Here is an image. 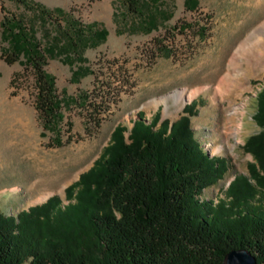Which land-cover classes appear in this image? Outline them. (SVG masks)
I'll return each mask as SVG.
<instances>
[{"label":"rangeland","instance_id":"374dc122","mask_svg":"<svg viewBox=\"0 0 264 264\" xmlns=\"http://www.w3.org/2000/svg\"><path fill=\"white\" fill-rule=\"evenodd\" d=\"M4 1L7 11L34 28L43 44L60 37L59 45L65 43L62 31L71 22L108 31L99 45L80 55L49 57L46 64L68 100L64 121L72 123L71 142L62 146H53L52 134L44 133L32 75L22 62L4 59L0 35V209L6 215L17 216L54 195L62 204L70 203L66 189L93 166L119 124L131 128L139 112L150 121L158 111L161 120L173 124L189 104L194 106L190 118L196 138L210 156L225 163L200 199L229 204V187L238 178L255 183L250 166L256 159L244 146L264 130L255 119L264 89V59L246 71L245 63L236 64L232 57L264 21V0H197L193 10L186 0H145L143 15L122 0H33L52 14L37 5ZM3 15L0 3V33ZM152 17L158 26L148 32L146 22ZM81 65L90 72L75 81L73 72ZM17 73L25 76L13 82ZM227 78L228 92L222 97L218 87ZM94 103L101 107L99 114ZM62 132L65 142L69 132ZM250 202L264 207V189L258 188Z\"/></svg>","mask_w":264,"mask_h":264},{"label":"trees","instance_id":"16d2710c","mask_svg":"<svg viewBox=\"0 0 264 264\" xmlns=\"http://www.w3.org/2000/svg\"><path fill=\"white\" fill-rule=\"evenodd\" d=\"M17 1L46 14L54 11L33 0ZM122 1L143 15L145 0ZM0 3L2 55L30 71L35 107L44 133L52 134L51 144L70 143L72 123L64 121L68 100L46 64L49 57L80 55L99 45L108 31L71 22L62 31L65 43L59 45L60 37L43 44L34 28L8 12L4 0ZM197 5L186 0L190 10ZM146 24L148 32L158 26L155 17ZM89 70L79 66L73 79ZM24 76L17 73L13 82ZM92 106L99 114L100 105ZM193 110L187 105L173 124L161 120L160 111L150 121L139 112L131 128L119 124L93 166L66 189L70 203L54 195L17 216L0 209V264H225L233 249H248L257 264H264V207L250 202L258 188L264 189V130L244 146L256 159L250 166L255 183L238 178L229 187V204H215L200 195L224 172L225 163L196 138ZM255 119L264 126V89ZM63 130L69 132L65 142Z\"/></svg>","mask_w":264,"mask_h":264},{"label":"bare ground","instance_id":"6f19581e","mask_svg":"<svg viewBox=\"0 0 264 264\" xmlns=\"http://www.w3.org/2000/svg\"><path fill=\"white\" fill-rule=\"evenodd\" d=\"M238 47V53L232 57V62L245 63L246 71H254L259 67L264 59V21L252 29ZM228 81V78L223 79L218 87L222 97L227 95Z\"/></svg>","mask_w":264,"mask_h":264},{"label":"water","instance_id":"95a60500","mask_svg":"<svg viewBox=\"0 0 264 264\" xmlns=\"http://www.w3.org/2000/svg\"><path fill=\"white\" fill-rule=\"evenodd\" d=\"M225 264H257V259L248 249H233L227 253Z\"/></svg>","mask_w":264,"mask_h":264}]
</instances>
